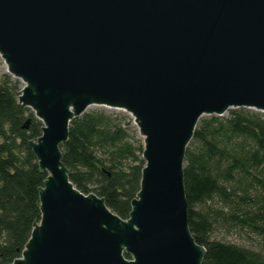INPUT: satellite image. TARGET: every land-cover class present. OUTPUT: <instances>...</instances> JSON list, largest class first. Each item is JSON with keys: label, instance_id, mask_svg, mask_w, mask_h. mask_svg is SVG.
Returning <instances> with one entry per match:
<instances>
[{"label": "water", "instance_id": "obj_1", "mask_svg": "<svg viewBox=\"0 0 264 264\" xmlns=\"http://www.w3.org/2000/svg\"><path fill=\"white\" fill-rule=\"evenodd\" d=\"M0 59L41 124L26 144L46 175L11 264H202L185 153L203 117L264 114V0H0ZM90 107L128 114L142 139L126 220L62 163L68 126Z\"/></svg>", "mask_w": 264, "mask_h": 264}, {"label": "trees", "instance_id": "obj_2", "mask_svg": "<svg viewBox=\"0 0 264 264\" xmlns=\"http://www.w3.org/2000/svg\"><path fill=\"white\" fill-rule=\"evenodd\" d=\"M19 91L12 77L0 78V264L19 259L39 223L37 189L46 178L26 144L41 135V124L18 106ZM68 127L60 150L69 182L126 220L144 166L126 117L93 110ZM193 133L183 186L188 230L206 252L202 264H264V114L203 117Z\"/></svg>", "mask_w": 264, "mask_h": 264}, {"label": "rangeland", "instance_id": "obj_3", "mask_svg": "<svg viewBox=\"0 0 264 264\" xmlns=\"http://www.w3.org/2000/svg\"><path fill=\"white\" fill-rule=\"evenodd\" d=\"M5 70H6V67L5 65L3 64L2 60L0 59V78L3 77V75H6L5 74ZM18 82V81H17ZM18 86H19V89L21 90L22 86L20 85V83L18 82ZM99 109H103V110H106L109 114L110 113H115V114H123L125 117H126V123L129 125V129L131 131V134L135 136V138L141 142L142 144V139L140 138V136L137 134V129L135 127V125L133 124V119L128 115V114H125L124 112H118V111H115V110H107V109H104V108H94V107H90L88 108V110L86 112H89V111H93V110H99ZM85 112V113H86ZM228 114L224 115L223 117H226ZM220 239L222 238V236L219 237ZM231 240L230 238H227V236L224 238V240ZM227 240V241H228Z\"/></svg>", "mask_w": 264, "mask_h": 264}]
</instances>
